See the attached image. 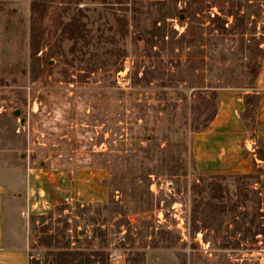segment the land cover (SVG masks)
I'll list each match as a JSON object with an SVG mask.
<instances>
[{
  "label": "rangeland",
  "instance_id": "rangeland-1",
  "mask_svg": "<svg viewBox=\"0 0 264 264\" xmlns=\"http://www.w3.org/2000/svg\"><path fill=\"white\" fill-rule=\"evenodd\" d=\"M263 41L264 0H61L34 32L28 0H0V162L107 172V203L29 220V264H264L260 180L190 155L218 90L253 84Z\"/></svg>",
  "mask_w": 264,
  "mask_h": 264
},
{
  "label": "crops",
  "instance_id": "crops-1",
  "mask_svg": "<svg viewBox=\"0 0 264 264\" xmlns=\"http://www.w3.org/2000/svg\"><path fill=\"white\" fill-rule=\"evenodd\" d=\"M259 50L253 84L218 90L212 118L191 135L190 155L197 173L259 179L264 204V158L259 155V151L264 154V41ZM250 98L255 102L251 120H247L244 115ZM106 183L107 172L100 167L29 164L13 169L0 162V264H29V220L50 214L59 204H105ZM261 218L264 220V214ZM148 259L143 264H151Z\"/></svg>",
  "mask_w": 264,
  "mask_h": 264
},
{
  "label": "trees",
  "instance_id": "trees-1",
  "mask_svg": "<svg viewBox=\"0 0 264 264\" xmlns=\"http://www.w3.org/2000/svg\"><path fill=\"white\" fill-rule=\"evenodd\" d=\"M55 1H61V0H30V2H31V19H30V22H31V30L33 32L36 29H39V28L41 29V25H43V20L46 17V6L48 4L54 3ZM65 10H67V9H65ZM65 12H67V11H64V13ZM71 22L75 25V29L72 30L71 39L75 41L74 46L76 47L78 42L81 39H83V40H85V38L87 39L89 37V34H87L85 32L83 33V28H82V26L80 24L78 26V23H79L78 18H74ZM72 23H70V24L73 25ZM90 39L92 40V37H90ZM88 43L89 42H87L86 45H88ZM86 45H84V46H86ZM251 113H252V110H251ZM244 116L246 118V114ZM206 124L204 126H206ZM259 155H260V157L264 158V154H262L261 151H259ZM238 178H241V179H254L255 177L254 176H239ZM207 196L208 195L206 194V197ZM195 204H198V201L197 202L195 201ZM209 204H210L209 201H207V203L205 204V208H208ZM258 217L261 218L262 215L259 214ZM253 223L254 222L251 221L250 224H253ZM247 231L249 232L250 228ZM261 235L264 236V225L262 226ZM72 255L73 254H71V253L60 254V256L62 257L61 261H60V264H83V263H85V264H95L96 262L99 263V264H105V261L103 259V253L96 252L94 254L89 255L87 260H85L84 262L83 261H79L77 263H74L75 262V258L72 257ZM91 257H94V260H92ZM106 264H108V263H106ZM132 264H136V262H133Z\"/></svg>",
  "mask_w": 264,
  "mask_h": 264
},
{
  "label": "water",
  "instance_id": "water-1",
  "mask_svg": "<svg viewBox=\"0 0 264 264\" xmlns=\"http://www.w3.org/2000/svg\"><path fill=\"white\" fill-rule=\"evenodd\" d=\"M180 19H182V16H180ZM13 115L18 117L20 115V111L19 110H16L13 112ZM24 119L21 120V123H23Z\"/></svg>",
  "mask_w": 264,
  "mask_h": 264
},
{
  "label": "built area",
  "instance_id": "built-area-1",
  "mask_svg": "<svg viewBox=\"0 0 264 264\" xmlns=\"http://www.w3.org/2000/svg\"><path fill=\"white\" fill-rule=\"evenodd\" d=\"M262 251V253H264V249L263 250H261Z\"/></svg>",
  "mask_w": 264,
  "mask_h": 264
}]
</instances>
